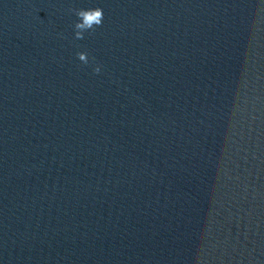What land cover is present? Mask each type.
<instances>
[{"label":"clouds","instance_id":"obj_1","mask_svg":"<svg viewBox=\"0 0 264 264\" xmlns=\"http://www.w3.org/2000/svg\"><path fill=\"white\" fill-rule=\"evenodd\" d=\"M77 17V22L74 24V38L76 40H83L85 33H93L96 28L102 26L104 20V11L100 7L89 9H71ZM77 59L84 65L90 63L89 54L86 51L76 53ZM95 58H91V62H94ZM102 66L97 64L93 68L95 74L101 72Z\"/></svg>","mask_w":264,"mask_h":264}]
</instances>
